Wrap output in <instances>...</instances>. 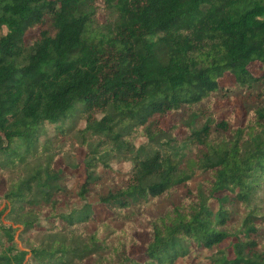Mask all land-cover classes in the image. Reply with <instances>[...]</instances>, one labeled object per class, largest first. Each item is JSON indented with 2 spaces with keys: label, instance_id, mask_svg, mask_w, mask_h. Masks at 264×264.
I'll return each mask as SVG.
<instances>
[{
  "label": "trees",
  "instance_id": "trees-1",
  "mask_svg": "<svg viewBox=\"0 0 264 264\" xmlns=\"http://www.w3.org/2000/svg\"><path fill=\"white\" fill-rule=\"evenodd\" d=\"M100 1L0 0V215L17 226L0 223V264H264L252 204L264 190V0ZM103 8L115 18L100 23ZM235 99L241 126L213 109ZM182 114L181 139L158 127ZM73 119L99 142L69 190L56 155L30 160L45 155L46 126L60 135ZM139 133L148 143L135 149ZM122 149L135 154L119 177L96 156ZM174 197L146 217L147 203ZM89 198L110 214L92 231ZM137 218L147 241L133 256ZM41 222L47 239L36 241L28 232Z\"/></svg>",
  "mask_w": 264,
  "mask_h": 264
},
{
  "label": "rangeland",
  "instance_id": "rangeland-1",
  "mask_svg": "<svg viewBox=\"0 0 264 264\" xmlns=\"http://www.w3.org/2000/svg\"><path fill=\"white\" fill-rule=\"evenodd\" d=\"M86 3L89 6L101 5L102 2L100 0H86ZM104 7V6H101ZM105 10V8H103ZM115 13L112 10L99 11L97 13V19L100 23L106 22L108 19H114ZM34 32V31H33ZM30 32L29 36L33 33ZM253 73H256L254 69H252ZM223 86L227 87L232 83V79L230 76L226 75L220 81ZM215 117L218 119H222L232 111L235 113L234 116V124L237 126H241L245 120V109L240 100H232L225 101L222 103L214 104L213 106ZM97 119L101 117V115H96ZM187 120V115H170L160 120L159 128L166 132V135L176 136L178 139H181L186 135V131L181 127H175L177 124ZM71 125H66L63 133L60 135L54 131L52 126H46V135L40 141L41 145L45 144V155L44 157L35 156L30 160L31 168L35 166H41L44 160H47L49 156L56 155V160L53 164L55 168L63 167L66 171L70 172V180L67 182V187L69 190H74L78 182H82L84 179V162L86 159V153L88 150H92L96 143L99 142L98 138H88L84 137L81 131L85 128V122L83 120H75L71 121ZM175 127V129H174ZM131 143L133 144L135 149H138L141 145H147L146 137L139 133L134 135L131 139ZM148 147V146H146ZM155 149L153 145L150 146V150ZM186 151V150H185ZM134 153H129L127 150H120L118 152H113L106 154V152L102 151L98 153L96 158H100L102 160H106L109 164V168L117 174V176H123L124 174L129 173L133 169V163L131 162V156ZM30 169L24 171V175L28 174ZM98 175H104L106 179H109L108 173H104V168L101 165V161L98 163V166L95 169ZM200 174L197 173L192 180L191 187L194 186L200 180ZM6 191L5 181H0V196H2ZM177 203L179 199L177 197L171 198L169 201L156 199L153 200L145 206V215L146 217H156L159 216L164 207L169 202ZM88 203L91 206L92 210V219L90 222L86 224L87 231H92L95 227V223L97 221H107L110 222V214L109 212L97 203L96 199L89 198ZM253 205L261 208L264 216V190H260L257 193L256 198L253 200ZM82 206L81 202H76L73 206H69L65 209L71 208H79ZM3 205H0V211L2 210ZM61 210H58L60 212ZM264 218V217H263ZM0 223L9 224L12 227H17L12 222L11 216L8 214V211L4 212L0 215ZM136 223L138 225V229L136 230L134 237L139 243V246L133 247L130 250V254L133 256H137L142 251V245L147 241V234L145 233L143 226L145 225V221L143 218H137ZM46 224L44 222L39 223L35 228L28 232V236L36 241H43L47 239V234L45 232ZM113 226L119 228L121 224L114 223ZM263 228H264V219H263ZM15 242L19 244L17 240V233L14 235ZM4 242V238L0 232V243Z\"/></svg>",
  "mask_w": 264,
  "mask_h": 264
}]
</instances>
